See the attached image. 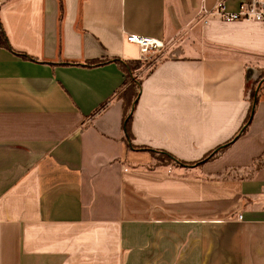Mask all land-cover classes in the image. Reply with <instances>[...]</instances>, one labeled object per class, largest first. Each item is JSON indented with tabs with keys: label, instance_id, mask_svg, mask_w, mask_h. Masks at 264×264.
Returning <instances> with one entry per match:
<instances>
[{
	"label": "crops",
	"instance_id": "obj_1",
	"mask_svg": "<svg viewBox=\"0 0 264 264\" xmlns=\"http://www.w3.org/2000/svg\"><path fill=\"white\" fill-rule=\"evenodd\" d=\"M219 1L197 0L185 40L172 0H0V264H264V87L237 136L264 22ZM130 34L183 42L142 72L131 142L114 60H143Z\"/></svg>",
	"mask_w": 264,
	"mask_h": 264
},
{
	"label": "trees",
	"instance_id": "obj_2",
	"mask_svg": "<svg viewBox=\"0 0 264 264\" xmlns=\"http://www.w3.org/2000/svg\"><path fill=\"white\" fill-rule=\"evenodd\" d=\"M0 45L3 47L11 48L7 36L5 34V31L1 25V21H0ZM24 57H28V56L24 55ZM114 60L121 65L125 73V80L121 89L117 91V98L122 101V105H123V129L125 132V137L129 142H131L133 139V133H132L133 111L136 106V100L140 93L142 72H145L146 75L149 74L154 69L157 62H153V60L145 61L144 63L146 67L144 68L142 66L143 60L123 61L117 58ZM107 61H108L107 59H94L89 61L88 64L96 65ZM258 98H259V94H258ZM253 100H254V96L253 98H250L251 105H250L249 113L241 129L239 130V133H237V136L243 134L248 129L249 124L253 119L257 107V103L254 104ZM104 106L105 103L101 105L94 113L99 112ZM225 147L226 145H223L216 148L215 150L210 151L197 164L215 158L225 149ZM137 148H144L151 152L154 160L153 166L170 165L169 164L171 163L170 161L182 166H189L192 164L179 160L176 157H174L172 154L167 153L165 151L150 149L149 147H137ZM253 167L255 171L264 167V154L260 157H257L254 160Z\"/></svg>",
	"mask_w": 264,
	"mask_h": 264
},
{
	"label": "rangeland",
	"instance_id": "obj_3",
	"mask_svg": "<svg viewBox=\"0 0 264 264\" xmlns=\"http://www.w3.org/2000/svg\"><path fill=\"white\" fill-rule=\"evenodd\" d=\"M172 4V8H173V12H174V16H172V19L178 21L180 23V29H182L179 32V36L182 37V35H184L183 37H185L186 39H189L188 37L193 35L196 36L195 33L191 34V33H186L188 31V29L191 26V23L189 25H187L186 27L182 26L181 27V23L184 22H188V21H193V19H196V15H197V0H172L171 2ZM180 13V15H179ZM199 17V15H198ZM197 17V18H198ZM194 29V28H193ZM194 32V31H193ZM182 40V39H181ZM176 41V43H175ZM171 43H166V41H164V46L162 47L161 50L157 51L152 57H150L149 59H143V64L142 66L145 68V61H151L153 60V62H157L158 60H160L161 58L164 57H168L171 56L173 54V52H175L176 49L182 48L183 46V42H180L179 40H175ZM183 41V40H182ZM254 64L256 65L257 69L254 72V69H251V72L254 74L252 76H250V78L248 79L247 82V96H249L250 98H253V96H255V94L257 93V95L259 94V91L264 87V59H256L255 61L253 60ZM149 66V65H148ZM165 157V156H163ZM171 163H169L170 165L173 166H177L178 164L173 163L172 161H170Z\"/></svg>",
	"mask_w": 264,
	"mask_h": 264
},
{
	"label": "built area",
	"instance_id": "obj_4",
	"mask_svg": "<svg viewBox=\"0 0 264 264\" xmlns=\"http://www.w3.org/2000/svg\"><path fill=\"white\" fill-rule=\"evenodd\" d=\"M215 10L226 20H255L264 22V0H240L236 11L226 10L225 4L220 0ZM128 41L138 45L142 58L149 59L164 46V41L147 35L130 34Z\"/></svg>",
	"mask_w": 264,
	"mask_h": 264
},
{
	"label": "water",
	"instance_id": "obj_5",
	"mask_svg": "<svg viewBox=\"0 0 264 264\" xmlns=\"http://www.w3.org/2000/svg\"><path fill=\"white\" fill-rule=\"evenodd\" d=\"M257 100H258V97H257V93H256L255 96H254V100H253L254 104L257 103Z\"/></svg>",
	"mask_w": 264,
	"mask_h": 264
}]
</instances>
